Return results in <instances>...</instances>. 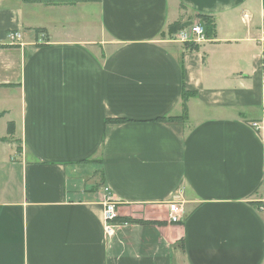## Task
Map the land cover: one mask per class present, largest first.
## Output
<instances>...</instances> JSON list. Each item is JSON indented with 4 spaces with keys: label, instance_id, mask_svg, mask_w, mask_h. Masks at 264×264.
I'll use <instances>...</instances> for the list:
<instances>
[{
    "label": "crops",
    "instance_id": "0c3cea01",
    "mask_svg": "<svg viewBox=\"0 0 264 264\" xmlns=\"http://www.w3.org/2000/svg\"><path fill=\"white\" fill-rule=\"evenodd\" d=\"M47 1L0 0V264H264V0Z\"/></svg>",
    "mask_w": 264,
    "mask_h": 264
},
{
    "label": "built area",
    "instance_id": "2783aa9c",
    "mask_svg": "<svg viewBox=\"0 0 264 264\" xmlns=\"http://www.w3.org/2000/svg\"><path fill=\"white\" fill-rule=\"evenodd\" d=\"M9 37L11 40L15 41L20 38V33L11 32ZM175 40L183 44H200L207 41L208 37L205 33L204 25L201 22H198L179 30L175 35ZM255 125H257V123H255ZM117 204L118 200L115 199L110 192H107L104 200V217L108 234H112L114 228L119 224L115 221L119 216ZM181 210L182 208L179 202L173 201L169 204L170 217L172 221L180 220Z\"/></svg>",
    "mask_w": 264,
    "mask_h": 264
},
{
    "label": "trees",
    "instance_id": "16d2710c",
    "mask_svg": "<svg viewBox=\"0 0 264 264\" xmlns=\"http://www.w3.org/2000/svg\"><path fill=\"white\" fill-rule=\"evenodd\" d=\"M70 0H48L47 3H53V4H64L69 3ZM200 22L204 25L205 33L207 37H213L216 34V24L212 16L208 15H200L199 16ZM183 23L181 21H176L172 23L168 28V33H176L179 30L183 28ZM192 45V44H191ZM12 84H3V86H11ZM194 93L191 91L183 90L182 97H183V111L182 114L177 116H167V117H161L158 118L162 121H168V122H176V121H186L189 118V109H188V99L191 95ZM114 121H123L118 119H108L107 122H114ZM8 133L11 135L14 133V124L10 122L8 124ZM1 140H7V137L0 138ZM118 207V206H117ZM117 223L121 224H128V223H147V224H163L162 221H150V220H143V219H134L132 217H126V216H118L115 220ZM177 222V221H174Z\"/></svg>",
    "mask_w": 264,
    "mask_h": 264
},
{
    "label": "rangeland",
    "instance_id": "374dc122",
    "mask_svg": "<svg viewBox=\"0 0 264 264\" xmlns=\"http://www.w3.org/2000/svg\"><path fill=\"white\" fill-rule=\"evenodd\" d=\"M176 201H177V200H176ZM172 202H173V201H172ZM177 202H178V201H177ZM170 203H171V202H170ZM170 203H169V204H170ZM169 204H168V205H169ZM136 210H138V211L140 212V207H137ZM146 214H147V211H146V212L144 211V216H145ZM144 218H145V217H144ZM134 219H139V218H134ZM168 219L171 220L170 213H169V218H168ZM181 219H182V218H181ZM179 221H180V220H178L176 223H179ZM171 222H174V221L171 220Z\"/></svg>",
    "mask_w": 264,
    "mask_h": 264
}]
</instances>
